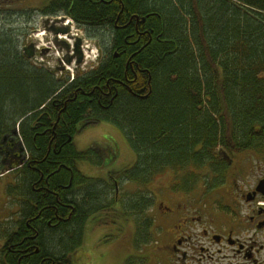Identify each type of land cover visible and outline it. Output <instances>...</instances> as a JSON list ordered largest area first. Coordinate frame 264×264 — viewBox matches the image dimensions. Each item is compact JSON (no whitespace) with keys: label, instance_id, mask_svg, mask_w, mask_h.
Returning <instances> with one entry per match:
<instances>
[{"label":"trees","instance_id":"trees-1","mask_svg":"<svg viewBox=\"0 0 264 264\" xmlns=\"http://www.w3.org/2000/svg\"><path fill=\"white\" fill-rule=\"evenodd\" d=\"M51 7L89 29L101 61L58 79L24 57L21 33L4 27L16 16L0 14V173L10 147L18 145L23 161L21 228L5 247L9 264H71L89 218L108 212L133 221L139 251L152 242L156 180L172 174L175 193L214 188L227 167L219 151L264 150V0H54ZM83 121L120 130L134 165L106 180L84 176L78 162L101 160L74 146ZM123 182L136 191L121 196ZM17 191L6 188L9 198Z\"/></svg>","mask_w":264,"mask_h":264},{"label":"flooded vegetation","instance_id":"flooded-vegetation-1","mask_svg":"<svg viewBox=\"0 0 264 264\" xmlns=\"http://www.w3.org/2000/svg\"><path fill=\"white\" fill-rule=\"evenodd\" d=\"M53 1L0 0V14L2 17L20 15L21 39L24 42L21 49L27 60L36 55L48 56L51 50L49 47H36L35 41L30 39L38 31L36 18L40 17V28L51 34L49 41L57 45L62 53V58L58 57L57 62L77 68L84 63L83 38H89V29L77 24L68 12L52 10ZM13 9L18 12L11 13ZM74 27L83 36L77 39L81 42L80 64L76 62L79 55L75 47L58 37L71 36ZM94 41L99 49L101 42L95 38ZM100 57L95 67L100 63ZM42 62L41 65L46 66L47 63ZM87 72L77 71L61 79L68 77L72 80L76 75ZM88 124L81 122L77 125V131L84 130ZM225 154L227 157L220 155L227 161L222 185L214 188L201 185L198 190L189 193H175L172 190L153 193L155 201L148 213L154 219L151 230L159 239L156 243L152 232L150 244H157L154 250H160L158 252L164 264H264V150ZM244 155L247 158H242ZM3 159L7 170L0 173V178L8 177L2 186L0 212L7 216L0 219V232L3 234L0 237V264H9L7 251L10 247L7 251L5 247L9 237L17 234L21 228V153L18 145L10 147ZM9 185L18 190L11 198L6 194ZM117 193L114 208L121 206ZM4 235L7 237L4 238Z\"/></svg>","mask_w":264,"mask_h":264},{"label":"rangeland","instance_id":"rangeland-1","mask_svg":"<svg viewBox=\"0 0 264 264\" xmlns=\"http://www.w3.org/2000/svg\"><path fill=\"white\" fill-rule=\"evenodd\" d=\"M18 12L16 9L11 10ZM14 15V14H12ZM14 19H9L5 22V28L12 30L18 29L21 33V18L20 15H14ZM11 17V16H10ZM36 24L38 31L35 37H32L36 47L45 49L51 48L48 51L49 55H43L42 57L36 55L37 59H42L47 67H53L56 72L54 76L58 79L66 77L68 75L75 74L77 71L83 73L94 68L99 59L100 51L97 47L94 39L86 38L82 36L75 27L72 30V35L62 36L59 38L66 39L70 46H74L77 39L83 38V50H84V63L75 68V65L60 64L57 62L58 57L62 58V53L57 45H54L51 34L40 28V17L36 18ZM9 24V25H7ZM19 40L22 41L19 34ZM24 43V42H22ZM22 46V45H21ZM21 49V47H20ZM37 50V49H36ZM77 62V61H76ZM65 67V68H62ZM74 146L80 152H87L92 150L93 161L101 160L100 166L95 165L92 162H78L77 169L86 177L96 178L101 180L108 179L111 172H122L123 170L130 168L134 165L136 157L129 145L124 139L123 134L115 126L107 122H100L98 124H88L87 127L79 131L75 136ZM242 158H247L246 155ZM6 169V168H5ZM172 174H166L161 176L154 185L149 186V190L166 191L171 190ZM5 178H0V199L2 186L5 183ZM135 185L123 182L121 187L119 186L120 195L123 193H133L136 191ZM1 202V200H0ZM120 213V211H119ZM0 212V219L7 214ZM85 226V236L81 247L69 254L71 264H124L130 257L142 258L143 264H164L163 258L160 255V250L155 251V245L158 243V236L153 232L156 243L147 244L136 251L134 248V236L135 226L131 219H124L121 214H114L113 212L93 215L89 218ZM158 247V246H157ZM159 251V252H158Z\"/></svg>","mask_w":264,"mask_h":264},{"label":"water","instance_id":"water-1","mask_svg":"<svg viewBox=\"0 0 264 264\" xmlns=\"http://www.w3.org/2000/svg\"><path fill=\"white\" fill-rule=\"evenodd\" d=\"M80 45H81V42L80 40H77L76 44H75V51L76 53L79 55L78 56V59H77V63L80 64L82 62V56H81V53L79 52L80 50ZM14 134L17 133V128L13 131ZM220 155L224 156V157H227V155L225 154V152H219ZM226 155V156H225ZM22 162V161H21Z\"/></svg>","mask_w":264,"mask_h":264},{"label":"bare ground","instance_id":"bare-ground-1","mask_svg":"<svg viewBox=\"0 0 264 264\" xmlns=\"http://www.w3.org/2000/svg\"><path fill=\"white\" fill-rule=\"evenodd\" d=\"M207 19H208V18H207ZM17 134H18V130H17ZM19 146L21 147V142H20ZM86 224H87V223H86ZM86 224H85V226H86Z\"/></svg>","mask_w":264,"mask_h":264}]
</instances>
